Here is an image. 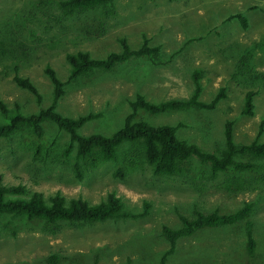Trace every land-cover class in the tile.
<instances>
[{"label": "rangeland", "instance_id": "374dc122", "mask_svg": "<svg viewBox=\"0 0 264 264\" xmlns=\"http://www.w3.org/2000/svg\"><path fill=\"white\" fill-rule=\"evenodd\" d=\"M58 1L0 0V101L8 116L34 114L50 104L52 85L44 67L66 82V53L104 58L120 51L119 39L137 49L145 38L158 47L156 57H132L66 82L55 110L71 118L95 114L77 131L108 136L131 114L129 103L136 95L151 103L188 99L196 71L199 101L208 103L223 88L224 97L213 108L155 115L138 109L133 120L174 126L177 139L216 155L223 148L226 121L235 144L264 142V0H112L71 15L62 13ZM236 14L245 17L246 27L231 17ZM15 68L36 88L39 102L14 83ZM247 91L254 93L251 115L242 112ZM7 120L0 113V123ZM69 144L67 133L48 120L39 135L21 126L0 138L1 182L45 199L58 193L66 201L80 197L90 204L112 192L132 212L148 203L146 214L56 227L1 214L0 264H49L53 255L56 264H160L169 248L162 227H180L179 215L192 218L195 210L232 213L245 203L251 204L252 257L245 250L243 220L178 239L164 264H264V159L237 156L235 161L250 162L253 169L212 174L207 162L190 157L180 174L156 175L139 146L124 143L115 161L99 163L77 179L71 169L75 145ZM119 167L121 178L113 175Z\"/></svg>", "mask_w": 264, "mask_h": 264}, {"label": "trees", "instance_id": "16d2710c", "mask_svg": "<svg viewBox=\"0 0 264 264\" xmlns=\"http://www.w3.org/2000/svg\"><path fill=\"white\" fill-rule=\"evenodd\" d=\"M112 0H59L58 7L64 15H71L89 9H94L100 5L110 3ZM242 27L247 26L245 17L240 14L234 16ZM120 51L111 52L104 58H92L85 51L66 53L64 58L69 65L67 81H73L93 70L108 71L115 65L129 60L132 57L154 58L158 54L157 46H149L147 40L143 38L141 45L137 49H130L124 39H119ZM242 63V62H241ZM14 83L30 93L37 102L40 95L36 88L27 78L20 77L14 69ZM44 73L52 85L50 104L40 109L37 113L22 115L15 113L8 116L7 109L0 101V113L8 120L0 123V138H6L17 131L21 126H28L35 135L41 133V123L48 120L55 126L67 133L71 145H75L74 161L71 165L74 176L81 179L85 171L95 168L99 163L115 161L117 152L124 143L137 144L141 150L142 157L146 164L152 166L156 175H178L181 173V165L190 157H195L201 162H207L212 174L218 171H225L229 168L235 171H249L254 164L250 162H237L235 157L244 156L253 159H264V142L252 141L247 144H235L232 138V126L230 121H226L223 126V148L218 155L202 151L196 144H189L175 137V127L169 125H148L142 121H134L135 111L140 109L148 114L155 115L168 111L183 110L190 107L200 109H211L216 102L224 97L223 88L208 103L199 101L198 94L200 85L198 83V73H192L194 89L192 95L186 99H169L159 103L146 101L143 96L136 95L129 103L132 110L127 115L122 126L111 135L92 133L82 135L77 130L87 121L96 117L95 114L88 113L77 118H71L59 114L55 110L56 103L63 95V86L66 82L59 80L49 66L44 67ZM252 91H247L243 99L242 112L246 115L252 114ZM263 122L260 124L262 130ZM68 152V149L65 151ZM113 175L123 177V169L117 168ZM238 187L242 182H238ZM235 186V187H236ZM148 203H143L140 212H132L124 208L121 199L114 193L106 194L105 198L96 204H90L86 200L77 197L66 201L58 193L45 199L40 193L33 192L27 194L21 185H4L0 177V215L8 214L12 217L23 216L26 219H39L44 223L57 226L58 224H69L75 226L92 225L108 220L136 219L143 217L147 212ZM251 211V204L245 203L241 208L232 213L209 212L202 213L195 210L192 218L179 215L181 225L178 228L162 227V236L168 242V250L160 257V264L175 249V243L182 237L195 234L204 228H220L232 225L244 220L245 250L251 257L255 250V241L252 236V223L248 220ZM56 256H49V264H56Z\"/></svg>", "mask_w": 264, "mask_h": 264}]
</instances>
